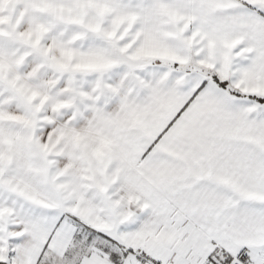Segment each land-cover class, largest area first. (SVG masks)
<instances>
[{"label": "snow or ice", "instance_id": "obj_1", "mask_svg": "<svg viewBox=\"0 0 264 264\" xmlns=\"http://www.w3.org/2000/svg\"><path fill=\"white\" fill-rule=\"evenodd\" d=\"M0 264H264V0H0Z\"/></svg>", "mask_w": 264, "mask_h": 264}]
</instances>
